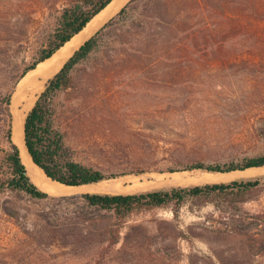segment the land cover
I'll return each instance as SVG.
<instances>
[{"label": "trees", "instance_id": "16d2710c", "mask_svg": "<svg viewBox=\"0 0 264 264\" xmlns=\"http://www.w3.org/2000/svg\"><path fill=\"white\" fill-rule=\"evenodd\" d=\"M35 1L18 0L10 7L9 16L1 13L5 7L0 5V196L16 194L45 200L50 196L32 181L13 142L12 96L28 72L79 34L112 0H66L53 25L44 31L36 57L26 64L13 60L11 52L27 37L34 21L30 14L21 12L23 2L32 8ZM236 40L241 41L239 47L232 44ZM219 64L264 83V0H130L73 53L37 97L24 124L25 145L32 161L45 176L64 186L116 178V173L110 174L97 161L80 159L76 116L86 109H113L117 103L111 99L122 93L166 92L185 78L201 74L203 66ZM74 93L75 102L83 97L75 110ZM83 118L79 123L85 121ZM260 128L257 134L264 143V123ZM139 135L144 138L148 133ZM260 167H264V146L260 153L224 162L191 159L181 169L229 173ZM262 195L264 175L133 194L87 193L80 200L82 208L95 216L109 217L113 223L101 228L99 224L88 228L77 223L72 234L77 242H97L101 250L95 264H104L121 241L122 227L133 215L169 209L177 219L185 205L201 209L219 203L235 212ZM137 230L131 226L123 237V247Z\"/></svg>", "mask_w": 264, "mask_h": 264}, {"label": "rangeland", "instance_id": "374dc122", "mask_svg": "<svg viewBox=\"0 0 264 264\" xmlns=\"http://www.w3.org/2000/svg\"><path fill=\"white\" fill-rule=\"evenodd\" d=\"M17 1L0 0L5 7L1 13L9 16ZM54 1H35L32 8L23 2L21 12L34 21L27 37L13 48V60L32 63L44 31L66 3ZM240 42L232 44L239 47ZM226 66H203L201 74L185 78L166 92L122 93L111 99L117 107L86 109L76 116L80 159L97 161L110 174H117L100 185L119 189L111 195L200 186L207 172L181 169L191 159L214 163L260 153L264 143L257 129L264 123V83L239 76ZM82 101L83 97L75 102L73 94L74 110ZM81 118L85 121L79 123ZM141 132L148 135L142 138ZM168 169L179 170L170 173ZM139 171L145 173L123 176ZM170 175L178 183L166 182ZM161 176L164 180L158 181ZM83 194L87 193L49 195L45 200L0 196V264H95L101 246L94 241L77 242L72 231L77 223L101 228L113 220L83 209ZM131 226L138 230L123 247ZM104 264H264V195L235 212L219 203L201 209L185 205L177 219L169 209L133 215Z\"/></svg>", "mask_w": 264, "mask_h": 264}, {"label": "bare ground", "instance_id": "6f19581e", "mask_svg": "<svg viewBox=\"0 0 264 264\" xmlns=\"http://www.w3.org/2000/svg\"><path fill=\"white\" fill-rule=\"evenodd\" d=\"M128 0H112V2L102 10L96 17H94L86 27L69 42H67L61 49L55 52L49 59L39 63L35 69L28 72L18 84L16 91L12 98V114L15 117V126L12 128V138L16 144L22 164L35 185L43 192L50 196L61 197L75 195L80 192H97V193H117L119 189L107 188L104 185L92 184L83 185L79 187L64 186L57 182H52L48 179L44 172L38 168L32 161L27 148L24 143V123L27 114L34 106V103L40 93L44 90L46 83L60 71L65 62L71 55L85 42L91 35L97 31L104 23L119 12ZM21 110H19V108ZM264 175V167L251 168L247 171H234L225 174L219 173H205L199 180L200 183L215 184L227 183L242 179L247 176H261ZM164 176H161L158 181ZM178 178L175 175H170L168 183H178ZM108 191V192H107Z\"/></svg>", "mask_w": 264, "mask_h": 264}, {"label": "water", "instance_id": "95a60500", "mask_svg": "<svg viewBox=\"0 0 264 264\" xmlns=\"http://www.w3.org/2000/svg\"><path fill=\"white\" fill-rule=\"evenodd\" d=\"M19 110H21V108H19ZM27 117V116H26ZM26 120V119H25ZM14 121H15V117H14V115H13V121H12V128H13V126H15V123H14ZM25 124V123H24ZM24 143H25V140H24ZM26 146V145H25ZM27 148V147H26ZM27 151H28V149H27ZM29 153V152H28ZM30 155V154H29ZM34 163V162H33ZM35 164V163H34ZM47 177V176H46ZM48 178V177H47ZM48 179H50V178H48ZM52 182H55V181H53L52 179H50Z\"/></svg>", "mask_w": 264, "mask_h": 264}, {"label": "crops", "instance_id": "0c3cea01", "mask_svg": "<svg viewBox=\"0 0 264 264\" xmlns=\"http://www.w3.org/2000/svg\"><path fill=\"white\" fill-rule=\"evenodd\" d=\"M130 0H128L126 3H125V5L129 2ZM83 186V185H82ZM79 187V186H78Z\"/></svg>", "mask_w": 264, "mask_h": 264}]
</instances>
